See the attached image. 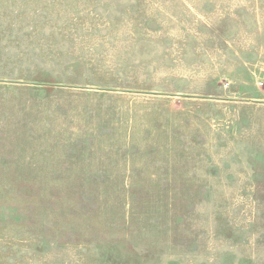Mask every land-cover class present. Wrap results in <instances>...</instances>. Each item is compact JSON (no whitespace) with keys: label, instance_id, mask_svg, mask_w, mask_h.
<instances>
[{"label":"rangeland","instance_id":"374dc122","mask_svg":"<svg viewBox=\"0 0 264 264\" xmlns=\"http://www.w3.org/2000/svg\"><path fill=\"white\" fill-rule=\"evenodd\" d=\"M0 264H264V0H0Z\"/></svg>","mask_w":264,"mask_h":264},{"label":"water","instance_id":"95a60500","mask_svg":"<svg viewBox=\"0 0 264 264\" xmlns=\"http://www.w3.org/2000/svg\"><path fill=\"white\" fill-rule=\"evenodd\" d=\"M32 84H34V83H32ZM92 89H99V88H92Z\"/></svg>","mask_w":264,"mask_h":264}]
</instances>
